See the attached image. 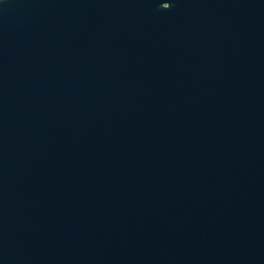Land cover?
<instances>
[{"label": "water", "instance_id": "95a60500", "mask_svg": "<svg viewBox=\"0 0 264 264\" xmlns=\"http://www.w3.org/2000/svg\"><path fill=\"white\" fill-rule=\"evenodd\" d=\"M0 264H264V0H0Z\"/></svg>", "mask_w": 264, "mask_h": 264}]
</instances>
